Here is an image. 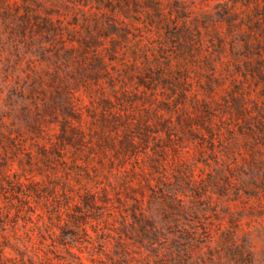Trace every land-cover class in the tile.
I'll return each instance as SVG.
<instances>
[{"label":"rangeland","instance_id":"obj_1","mask_svg":"<svg viewBox=\"0 0 264 264\" xmlns=\"http://www.w3.org/2000/svg\"><path fill=\"white\" fill-rule=\"evenodd\" d=\"M0 264H264V0H0Z\"/></svg>","mask_w":264,"mask_h":264},{"label":"trees","instance_id":"obj_2","mask_svg":"<svg viewBox=\"0 0 264 264\" xmlns=\"http://www.w3.org/2000/svg\"><path fill=\"white\" fill-rule=\"evenodd\" d=\"M149 6H151L153 11L156 13V14H150L151 20L159 24L164 18L163 16L165 15L163 13L162 7L159 6L158 4H151V3H149Z\"/></svg>","mask_w":264,"mask_h":264}]
</instances>
